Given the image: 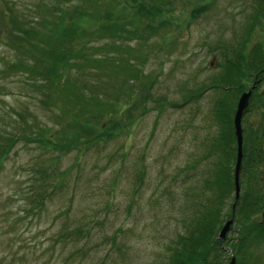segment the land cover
<instances>
[{
	"label": "rangeland",
	"instance_id": "1",
	"mask_svg": "<svg viewBox=\"0 0 264 264\" xmlns=\"http://www.w3.org/2000/svg\"><path fill=\"white\" fill-rule=\"evenodd\" d=\"M15 1L24 15L30 14L35 2ZM169 1V26L154 34L145 29L141 39L114 43L120 50L132 49L125 57L129 55L127 59L143 75L128 82L121 91L125 95H119L125 106L136 104L130 127L115 139L81 152L44 151L21 140L3 160L0 264H166L165 247L184 230L182 168L201 156L204 138L211 131L213 100L219 95L209 91L197 102L185 104L183 92L218 72L225 49L240 38L253 12L248 0H215L208 11L192 19L195 0ZM255 31L253 38L262 40L260 27ZM111 42L93 41L91 56L123 57ZM94 48L102 49L93 52ZM0 54L13 57L3 45ZM108 68L77 79L96 93L92 86L114 85ZM2 78L0 139L20 130L19 120L34 122V130L59 129L54 122L57 110L40 103L38 84L18 74ZM114 92L108 87V94ZM110 95L105 98L112 100ZM248 113L247 118L257 116ZM198 170L199 175L202 167ZM38 192H42L41 204L33 207L30 200ZM76 228L81 233L72 235L74 242L57 239ZM227 237L235 238L232 231ZM229 256L225 250V257ZM253 258L255 264H264V245Z\"/></svg>",
	"mask_w": 264,
	"mask_h": 264
},
{
	"label": "trees",
	"instance_id": "2",
	"mask_svg": "<svg viewBox=\"0 0 264 264\" xmlns=\"http://www.w3.org/2000/svg\"><path fill=\"white\" fill-rule=\"evenodd\" d=\"M102 1L35 0L29 16L23 14L15 0H0V45L13 53L12 59L0 54V76L4 79L6 75L18 74L38 84L40 103L57 110L54 122L59 126L57 130L48 126L34 130V122L19 120L20 130L0 139V165L21 140L44 151L81 152L115 139L132 125L136 104L125 106L119 95L128 82L143 75L127 59L129 55L125 57L132 49L123 46L120 50L114 43L116 39L139 38L145 29L154 34L159 27L169 26L170 1ZM195 1L189 14L192 19L208 11L215 0ZM248 2L253 10L250 23L231 43L233 46L225 49L222 62L217 63L218 72L183 92L181 102L185 104L197 102L209 91L219 95L213 100L211 131L204 138L201 156L182 168L185 179L180 221L184 230L165 247L166 264H228L232 257L235 264H255L253 253L264 245V0ZM97 6H101L98 11L89 9ZM257 26L262 31L260 41L253 38ZM95 40L112 41L109 45L124 56L92 57L89 45ZM101 49L94 48L93 52ZM106 67L111 70L114 85L102 82L92 86L96 93L77 79L78 75L87 77ZM103 76L109 77L106 73ZM253 83L241 117L242 159L239 195L234 203L236 142L232 118L239 95ZM108 87L115 91L112 95L108 94ZM107 95L112 100H107ZM249 110L257 116L247 118ZM106 116L109 119L103 121ZM198 167H202L199 175ZM41 193L31 197V206L39 207ZM229 219L232 223L228 231L235 238L226 235L219 244V230ZM80 233L81 229L76 228L74 232H62L57 239L74 242L72 235ZM225 250L230 255L227 258Z\"/></svg>",
	"mask_w": 264,
	"mask_h": 264
},
{
	"label": "water",
	"instance_id": "3",
	"mask_svg": "<svg viewBox=\"0 0 264 264\" xmlns=\"http://www.w3.org/2000/svg\"><path fill=\"white\" fill-rule=\"evenodd\" d=\"M254 87V85L251 86V88L248 91L242 92L238 99L235 106V111L232 118V125H233V133L235 137L236 142V159H235V165H234V171H233V180H234V203L236 202L238 195H239V186H238V173L241 165V159H242V128H241V117L244 109L247 107L248 100L251 94V90ZM234 203L232 205V208H234ZM261 219L264 221V211L261 213ZM232 223V219H229L226 221L218 233V242L221 244L222 240L225 239L226 234L229 230V227ZM235 260L232 257L228 264H234Z\"/></svg>",
	"mask_w": 264,
	"mask_h": 264
}]
</instances>
